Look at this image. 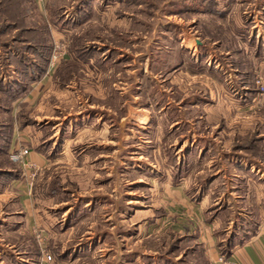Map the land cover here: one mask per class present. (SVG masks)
I'll return each mask as SVG.
<instances>
[{
  "label": "rangeland",
  "instance_id": "obj_1",
  "mask_svg": "<svg viewBox=\"0 0 264 264\" xmlns=\"http://www.w3.org/2000/svg\"><path fill=\"white\" fill-rule=\"evenodd\" d=\"M259 1L0 0V193L10 176L25 172L27 193L52 228L34 237L23 229L20 238L6 233L0 244L13 242L16 250L2 261L38 264L50 253L46 264L188 262L187 237H170L166 245L162 234L139 240L136 230L157 205L152 188L179 179L175 167L188 149L214 155L184 165L202 171L196 181L205 191L228 159L264 170V99L261 105L254 99L264 94L262 77L253 67L252 77L245 74L260 34L250 23ZM235 2L249 20L229 27L222 18ZM207 77L215 82L214 103L231 105L225 127L214 128L191 106L210 100L200 88ZM243 87L255 89L247 99ZM17 130L28 131L48 166L12 160ZM230 134V150L240 157L227 152ZM214 191L223 195L210 210L223 208L228 193Z\"/></svg>",
  "mask_w": 264,
  "mask_h": 264
},
{
  "label": "crops",
  "instance_id": "obj_2",
  "mask_svg": "<svg viewBox=\"0 0 264 264\" xmlns=\"http://www.w3.org/2000/svg\"><path fill=\"white\" fill-rule=\"evenodd\" d=\"M259 2L262 6L260 7L257 5V7H255L257 9L256 12H254L256 18H253V20L250 19V23L256 24V26H258V33L260 32L259 36L256 34L257 38H254L256 43L253 42L257 45L253 61L254 66H246L245 74L247 73L248 76H251L253 67V72L264 79V0H260ZM235 3V5L233 4V6H230L226 10L224 18H222L224 23H229V27L231 25L241 24L244 18L245 22L249 20L244 16V14L248 12L247 9H242L237 2ZM234 13L236 16H233ZM258 15L261 16V18L259 17L258 19ZM194 42H196V40ZM249 67L251 69L247 70ZM198 78L199 77H195L193 82ZM207 78L208 79L205 81L206 87L200 88L205 91V93L202 91V93L206 95L205 98H209L210 100L202 102L201 105L200 102H192L191 106L192 108L203 110L205 115L204 117L201 116L200 119L210 123L214 128L218 127V125L225 127L230 124L228 122L229 119L225 117V110H230L231 105L219 102L214 103L212 99L215 88L212 84H215V82L213 78ZM48 80L50 81V77ZM199 81L204 83L203 80H198V82L193 83L195 88L199 89ZM43 82L44 80L41 81L40 84L44 85ZM198 89L193 93L195 96L199 93ZM254 90L255 89H250L249 87H243L242 92L245 95L244 98L247 99V93H252ZM254 97H256L255 94ZM254 99H258L257 103L261 105L264 94ZM219 111H221V114L216 113ZM217 115H219V117H217ZM238 124L239 123L236 125ZM225 131L226 130L223 128L222 134H224L223 132ZM233 132L234 131H232V133ZM234 136H232V134L229 135V142L226 143L229 148L227 152H229L230 157H232V155L240 157L242 156L241 151L236 152L230 150ZM197 140L198 139H194V141ZM29 141L33 149L30 150L28 159L35 162L40 167L48 166V158H46L42 152L34 149V140L32 138L29 140L27 130L16 131V134H14L12 138L10 149L14 151L21 148H29L27 147L29 146ZM222 144L226 146L224 142ZM194 150L188 149L186 153H183L184 159L182 163H180L178 167H175V170L179 169L180 173L179 179L176 182L167 181L160 185V187L152 188L156 190V192L158 191V197L156 199L157 205L154 206V209H151L153 211H148L146 215H143L142 220L144 222L139 224V228L136 230L137 237L147 236L150 238V236L155 234H162L161 238H167L164 242L166 245L173 236L178 235V237H187L191 242L190 246L187 247L188 252L184 253L188 259L186 264H202V259L205 261L203 264H212V259L219 252L238 259L242 264H264V170L257 168L253 164V161L247 164V162L243 160L242 164L238 163L239 161L237 160L233 162L232 158L228 159V166L221 171L222 173L220 176L216 178L213 177L208 181L205 187L207 191H205L196 181V178L199 176L198 174L202 171L199 168L195 170V167H193L187 172L184 170V165L186 162H189L188 160L190 159H198L197 156L201 158L207 156L206 159H210L214 155L209 156L206 150H200V153L198 152L196 156L194 155L196 154V149ZM178 151H181V149ZM201 152L203 153L201 154ZM20 169L22 170V168ZM22 173L26 175L25 172L21 171V173L19 172L16 175L10 176L9 179L4 182L6 184L4 185V188H6L5 192L0 193L1 240L8 236L6 233H13V237L18 236L20 238L22 236V229L23 231H27V234L32 237H34V231H38L37 229H42L43 231L47 229V225L42 224L43 220L40 218L41 216L34 195L32 194V196H30V194L27 193V178L23 177ZM222 178L223 181L220 183ZM219 184H221V188H219ZM216 189L228 191V193L225 194V205L223 208L220 206V209L213 208L210 210L209 204L212 203V200L214 204H219L220 201L218 200L222 199L223 193L219 197H213V194L216 192L214 190ZM192 191H200L202 192V196L191 195ZM16 196L18 197L16 198ZM155 212L161 213L162 217L157 218ZM17 217H22V221H17V219H15ZM135 217L136 213H133L130 219L135 221ZM11 221L14 222L15 225H9ZM19 224L22 225L20 226ZM47 230L52 231L51 225H48ZM14 246L15 243L13 242H2L0 244V258L14 253L16 249L11 250ZM46 263L44 257H39L38 264ZM0 264L6 263L0 259ZM128 264L139 263L133 259L129 260ZM145 264L161 263H156L154 258L148 257L145 258Z\"/></svg>",
  "mask_w": 264,
  "mask_h": 264
},
{
  "label": "built area",
  "instance_id": "obj_3",
  "mask_svg": "<svg viewBox=\"0 0 264 264\" xmlns=\"http://www.w3.org/2000/svg\"><path fill=\"white\" fill-rule=\"evenodd\" d=\"M59 57L54 56L53 61H57ZM257 85L264 91V79H258ZM30 155V149L29 148H21L18 150H15L11 154L12 160L19 162L24 167L32 166V162L28 159V156ZM44 259L46 262H50L53 260V256L50 253L44 254ZM213 264H242L238 259L228 256L225 253L219 252L213 259Z\"/></svg>",
  "mask_w": 264,
  "mask_h": 264
},
{
  "label": "trees",
  "instance_id": "obj_4",
  "mask_svg": "<svg viewBox=\"0 0 264 264\" xmlns=\"http://www.w3.org/2000/svg\"><path fill=\"white\" fill-rule=\"evenodd\" d=\"M251 152H254V151L251 150ZM254 153H255V152H254Z\"/></svg>",
  "mask_w": 264,
  "mask_h": 264
}]
</instances>
